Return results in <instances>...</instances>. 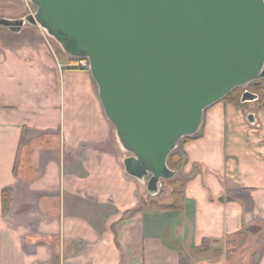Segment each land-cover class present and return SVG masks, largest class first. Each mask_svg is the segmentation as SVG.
I'll return each instance as SVG.
<instances>
[{"label": "crops", "instance_id": "crops-1", "mask_svg": "<svg viewBox=\"0 0 264 264\" xmlns=\"http://www.w3.org/2000/svg\"><path fill=\"white\" fill-rule=\"evenodd\" d=\"M199 134L181 206L159 210L125 171L91 71L39 26L0 29V264H228L200 247L241 237L264 264L260 100L213 104Z\"/></svg>", "mask_w": 264, "mask_h": 264}, {"label": "water", "instance_id": "water-1", "mask_svg": "<svg viewBox=\"0 0 264 264\" xmlns=\"http://www.w3.org/2000/svg\"><path fill=\"white\" fill-rule=\"evenodd\" d=\"M30 1L35 13L0 17V29L39 26L89 60L125 171L149 196L179 173L169 157L199 133L210 106L264 82V0ZM258 99L248 89L241 96Z\"/></svg>", "mask_w": 264, "mask_h": 264}, {"label": "rangeland", "instance_id": "rangeland-1", "mask_svg": "<svg viewBox=\"0 0 264 264\" xmlns=\"http://www.w3.org/2000/svg\"><path fill=\"white\" fill-rule=\"evenodd\" d=\"M14 7H17L18 9L15 8L16 11H14L13 10ZM35 11H36V6L30 0H0V13L8 14L7 16L3 14L1 17L17 19V18L29 16L35 13ZM50 39L53 40L57 48V51L59 53L70 57V59L72 58L67 53H65L61 45L54 38L50 37ZM75 60L77 59L75 58ZM250 89L252 90V92L258 93L261 97L262 95H264V82L260 87H257L256 89H253V87H251ZM237 90L242 91L243 88L240 87L237 88ZM182 140L180 141L181 144H182ZM169 181L170 180H163L162 184L160 185L161 188L160 193L155 196H150L151 201H160L165 203L171 202L172 187L169 184ZM216 246H218L219 248L217 249ZM256 246L257 248H255V242L253 240L250 241L248 237H241L238 240L229 241L228 244L224 246H222V244L220 245V243L217 244L208 241L207 242L208 248H205V251H208L206 255L209 257L220 256V255L222 256V254L226 252V258H228V264H238V263L252 264L256 259L257 253L259 252V246L258 245Z\"/></svg>", "mask_w": 264, "mask_h": 264}, {"label": "trees", "instance_id": "trees-1", "mask_svg": "<svg viewBox=\"0 0 264 264\" xmlns=\"http://www.w3.org/2000/svg\"><path fill=\"white\" fill-rule=\"evenodd\" d=\"M71 60H75V58H71ZM253 89H256L254 85H251ZM260 87V86H259ZM241 95L242 91H238L237 89L232 91L224 100L240 103L241 102ZM260 96V95H259ZM260 105L262 108H264V95L260 97ZM200 134H196L193 137H186L182 140V144L180 143L178 148L170 155L168 164L172 169L178 170L179 173L172 179H170L169 184L172 187V196H171V202L165 203L160 201H151V205L155 206L159 210H175L178 209L183 200H184V193L186 184L191 178L190 175H187L183 172L182 168L185 165V163L188 161L186 151L184 149V145L189 140L199 136ZM8 190L4 192V195L7 196ZM6 203L8 202V198L4 200ZM209 240L205 239L202 247L200 248H206L207 242Z\"/></svg>", "mask_w": 264, "mask_h": 264}, {"label": "built area", "instance_id": "built-area-1", "mask_svg": "<svg viewBox=\"0 0 264 264\" xmlns=\"http://www.w3.org/2000/svg\"><path fill=\"white\" fill-rule=\"evenodd\" d=\"M76 65L78 68H82V69H89L90 68V63L88 59H79L76 62Z\"/></svg>", "mask_w": 264, "mask_h": 264}, {"label": "flooded vegetation", "instance_id": "flooded-vegetation-1", "mask_svg": "<svg viewBox=\"0 0 264 264\" xmlns=\"http://www.w3.org/2000/svg\"><path fill=\"white\" fill-rule=\"evenodd\" d=\"M250 88H251V87H249L248 89L251 90ZM251 91H252V90H251Z\"/></svg>", "mask_w": 264, "mask_h": 264}]
</instances>
